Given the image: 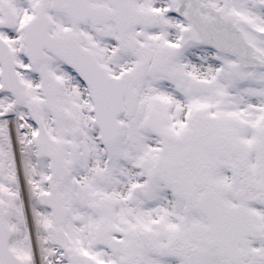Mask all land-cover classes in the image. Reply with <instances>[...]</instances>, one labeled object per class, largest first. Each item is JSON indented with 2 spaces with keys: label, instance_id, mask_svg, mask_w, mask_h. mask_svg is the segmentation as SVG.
Here are the masks:
<instances>
[{
  "label": "snow or ice",
  "instance_id": "6c2138e0",
  "mask_svg": "<svg viewBox=\"0 0 264 264\" xmlns=\"http://www.w3.org/2000/svg\"><path fill=\"white\" fill-rule=\"evenodd\" d=\"M0 264H264V0H0Z\"/></svg>",
  "mask_w": 264,
  "mask_h": 264
}]
</instances>
